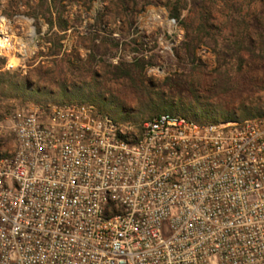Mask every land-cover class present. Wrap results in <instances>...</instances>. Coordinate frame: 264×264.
<instances>
[{
	"label": "built area",
	"instance_id": "built-area-1",
	"mask_svg": "<svg viewBox=\"0 0 264 264\" xmlns=\"http://www.w3.org/2000/svg\"><path fill=\"white\" fill-rule=\"evenodd\" d=\"M0 264H264V115H0Z\"/></svg>",
	"mask_w": 264,
	"mask_h": 264
},
{
	"label": "rangeland",
	"instance_id": "rangeland-1",
	"mask_svg": "<svg viewBox=\"0 0 264 264\" xmlns=\"http://www.w3.org/2000/svg\"><path fill=\"white\" fill-rule=\"evenodd\" d=\"M166 2L0 0L12 44L0 48V115L62 100H93L131 122L163 112L202 120L264 113V59L237 51L234 37L221 55L203 38L191 57ZM121 62L133 63L130 78L110 73Z\"/></svg>",
	"mask_w": 264,
	"mask_h": 264
},
{
	"label": "trees",
	"instance_id": "trees-1",
	"mask_svg": "<svg viewBox=\"0 0 264 264\" xmlns=\"http://www.w3.org/2000/svg\"><path fill=\"white\" fill-rule=\"evenodd\" d=\"M166 7L170 16L185 29V42L192 45L189 49L191 57H195L196 46L203 41V38L207 39L206 42L215 44V51L221 55L224 52V47L220 46L221 43L234 37L237 51L243 48L251 56L264 59V0H167ZM227 28L229 32H226ZM132 66L133 63L121 62L115 65L110 73L115 78H130ZM15 86L19 89H31L30 85L25 83H18ZM100 107L106 111L103 105ZM180 115L202 121L198 115ZM262 115L264 113L254 114L248 111L242 115L223 119L244 120Z\"/></svg>",
	"mask_w": 264,
	"mask_h": 264
},
{
	"label": "bare ground",
	"instance_id": "bare-ground-1",
	"mask_svg": "<svg viewBox=\"0 0 264 264\" xmlns=\"http://www.w3.org/2000/svg\"><path fill=\"white\" fill-rule=\"evenodd\" d=\"M4 27H5L4 24L1 23L0 28L2 29V31L0 32V48H5L7 50H10L11 46H12L10 36L5 31ZM11 51H12V49H11Z\"/></svg>",
	"mask_w": 264,
	"mask_h": 264
}]
</instances>
